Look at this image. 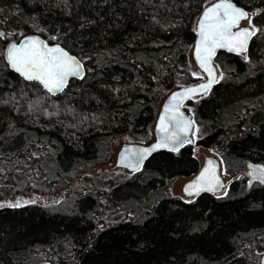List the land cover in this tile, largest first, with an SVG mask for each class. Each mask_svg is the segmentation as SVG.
<instances>
[{
  "label": "trees",
  "instance_id": "1",
  "mask_svg": "<svg viewBox=\"0 0 264 264\" xmlns=\"http://www.w3.org/2000/svg\"><path fill=\"white\" fill-rule=\"evenodd\" d=\"M211 1L0 0V264H261L264 183L235 180L225 195L189 201L170 187L200 168L196 145L218 153L229 171L246 159L264 165V109L238 107L264 96V65L251 70L264 54V0H233L252 13L257 33L247 58L219 51L215 61L230 76L185 103L196 121L192 141L153 153L126 178L86 176L68 207L9 200L58 192L109 163L120 135L149 142L159 99L202 79L190 49ZM28 34L77 55L83 78L57 95L25 80L6 49ZM123 210L124 218L107 217Z\"/></svg>",
  "mask_w": 264,
  "mask_h": 264
},
{
  "label": "snow or ice",
  "instance_id": "2",
  "mask_svg": "<svg viewBox=\"0 0 264 264\" xmlns=\"http://www.w3.org/2000/svg\"><path fill=\"white\" fill-rule=\"evenodd\" d=\"M241 19H248V13L237 8L230 0H219L218 3L206 8L199 24V43L196 48L197 60L200 66L205 71L212 75V69L208 67L212 56L215 54L217 48H228L229 51L243 52L246 51L247 41L255 35V29L243 28L238 32H233L232 29L239 27ZM6 34L0 31V38H4ZM53 39H55L53 37ZM7 60L10 66L18 73H20L28 81H37L48 92L55 94L62 92L66 87L70 77L83 78V64L75 56L70 55L63 48L56 46H49L45 41L38 37L26 38V42L17 45L10 44L6 49ZM195 75V74H194ZM210 84L200 85V89L207 90ZM199 89H188L187 93L195 94ZM180 93L172 96V100H176ZM166 112L170 111L166 107ZM182 113L180 116L182 117ZM176 122V126L186 132L193 123L183 119H177L176 115L171 117ZM161 125H164V117L161 118ZM162 131L166 128L162 127ZM171 140H179L178 135L173 132L169 137ZM160 147H167V143L155 145L150 149L135 150L139 152L137 162L135 164H128L126 166L133 167L139 170V164L143 159ZM172 150H178L173 148ZM132 150L125 149V152ZM126 157H121L123 163ZM210 165L212 161L208 162ZM208 169L198 178L197 182L189 184L186 191L191 188H196L197 191L201 189L198 187L200 181L206 180V173ZM264 182V180H262ZM191 195L192 193L189 192Z\"/></svg>",
  "mask_w": 264,
  "mask_h": 264
},
{
  "label": "water",
  "instance_id": "3",
  "mask_svg": "<svg viewBox=\"0 0 264 264\" xmlns=\"http://www.w3.org/2000/svg\"><path fill=\"white\" fill-rule=\"evenodd\" d=\"M218 2H219V0H214L213 2L207 4L204 7V9L202 10V12L200 13V15H199V17L197 19V23H196V39H195V42H194L193 48H192L193 59H194L195 63L197 64V66L205 74L206 78L201 80V81H198V82L186 84L184 86H180V87H176V88L172 89L166 95V97L164 98L160 109L158 110L157 118H156L154 126H153L154 139L151 140L148 143H141V142H136V141H131V142L124 143L120 147L118 152H117L116 166L124 167V168L129 169L132 172H136L138 170H136L135 168L126 166V165H128L130 163L135 164L137 162L136 158L139 155V152H137L135 150L150 149V148H153L157 144L167 143V147L157 148L154 151H152L150 154H148L143 159L142 163L139 164V170H140L145 165L146 160L153 153L158 152L160 150H172L173 148L179 149L180 147H182L187 142H189V141H191L193 139L192 133H193V130H194V127H195V118L186 109H184L183 105L187 101H189L190 99H194V98L206 95L218 83L219 67H218V65H217V63L215 61V58L218 55L219 51L226 50L228 52L238 53V52H235V51H229L228 48H217L215 50V54L211 58V61L208 63V67L212 69V73H213L212 75H209V73L207 71H205L204 68H202L200 66V63L197 60L196 48H197V45H198L199 39H200V37H199V24H200L202 15H203L204 11L206 10V8H209V7H211L212 5H214V4L218 3ZM230 2L232 4H234L237 8H239V9L243 10L244 12L248 13V11L244 7H242L241 5L237 4L235 1L230 0ZM244 20L245 19H241L240 22H239V27L233 28L232 31L233 32H238V31H240V29H243V28H250V29L253 28L251 26L242 25V22ZM29 37H38L40 40L45 41L49 46L59 45V47L63 48L70 55L75 56L79 61H81V63L83 64V75L85 74L84 63L77 55L71 53L68 49H66L64 46H62V45H60L58 43L49 42L47 39H45L44 37H42L40 35L28 34V35L23 36L19 41H15V42H13L11 44L20 45V44L26 42V38H29ZM252 38H253V35L247 41L246 51L248 50V48L250 46ZM246 51L239 52V53H244ZM72 78H78V77H70L66 87L68 86V84H69V82H70V80ZM207 84L211 85L209 89H207V90L200 89V85H207ZM66 87L64 88V90L66 89ZM188 89H199V91L197 93H195V94H191V93H187ZM59 93H61V92H56L55 94L50 93V94L57 95ZM176 93H180L181 95L178 96L176 100H172V96L174 94H176ZM166 107L169 108L170 111L166 112L165 111ZM181 113L183 114L182 117L180 116ZM173 115H176L177 119H183V120H186V121H192L193 123L191 124V126L188 128V130L186 132L181 131L176 126V122L171 119V117ZM162 117H164V125L163 126L161 125V118ZM162 127L166 128V131H162ZM173 132H175L178 135L179 140H175L174 141V140L169 139V137L171 136V134ZM125 149H129V150H132V151L125 152ZM122 156L126 157L124 159L123 163L121 162V157ZM209 161H212L213 163L210 165L208 163ZM206 168L208 169V172L206 173V177L207 178L204 181H200L199 184H198V187L201 190L197 191L196 188H191V189H188L186 191L187 186L189 184H193L194 182H197L198 178L201 176L202 173H204V170ZM221 169H222V162H221V159L218 156H215V155L206 156L203 164L200 166L198 171L196 173H194L193 175L189 176V179L184 183V185H183V193L186 196H189V197H192V196L197 197L198 195H200L203 192H210V193H213V194H217L218 192H221L222 190H224V188L226 186V181H225V179H224V177H223V175L221 173ZM263 173L264 172H263V170L261 168H257L256 166H254L252 164L249 166V176L251 178L258 177V176H260ZM189 192H191L192 194L190 195ZM38 264H53V263L51 261H42V262H40ZM261 264H264V253L262 254V257H261Z\"/></svg>",
  "mask_w": 264,
  "mask_h": 264
},
{
  "label": "rangeland",
  "instance_id": "4",
  "mask_svg": "<svg viewBox=\"0 0 264 264\" xmlns=\"http://www.w3.org/2000/svg\"><path fill=\"white\" fill-rule=\"evenodd\" d=\"M212 1H214V0H212ZM211 2H209V3H211ZM242 25L253 27L256 30L255 34L257 33L256 25H254L252 22V13L251 12H249L248 19H245L242 22ZM192 48H193V45L191 46V49H190L191 63L197 67V64H195V61H194L193 56H192ZM242 55L244 58H247V52H244ZM262 56H263L262 60H260L259 63L257 61H254L253 63H251V70L252 71L257 69L260 66L259 64L264 65V54ZM219 72H220V70H219ZM201 73H202V79L201 80H203L206 78V76L202 71H201ZM227 76H230V75L225 74V73L223 74L220 72L219 73V80L224 79ZM167 94L168 93L164 94L159 99V101L157 103V109L158 110L160 109V107L163 103V100ZM257 102H259V101H256V103ZM259 106L263 107V109H264V100L260 101ZM183 107H184V109L189 111V113L192 115V113L189 109V106L187 104H184ZM194 135L195 134L193 132V137H194ZM153 139H154V133H153V127H152L151 140H153ZM131 141L132 140L129 137H127L126 135L118 136L115 140L114 152L112 155V159L109 163H97L90 168L82 170L81 172L78 173V175L74 179H72L71 181H68L67 185L58 192H51V193H40V192H33V191H22L19 193L14 192L12 195H10L9 200L10 201H17V200L30 201V202H36V203H39V204H42L45 206L46 205L47 206H58L62 202L61 205H63L64 207H68L70 202H71L72 196L81 191L82 186L85 183L86 176L96 177V176L102 175L105 172H108L110 175H113L119 179H122V178H126V177H129L130 175H132L133 172L130 171L129 169L116 166V156H117L118 150L120 149V147L124 143L131 142ZM195 155L198 157V159L200 161V165L203 164L206 156H209V155H215L221 159V162H222L221 173H222L227 185H226L224 190H222L221 192H218L216 195L221 196V195L227 194L229 191L231 183L235 180H243L245 183H247V178L249 176V173H248V169L246 167V164L244 165L243 169H241L239 171L226 170L225 166L223 165V158L218 153H216L214 150H212L211 148L203 147L201 145L195 146ZM5 176H7V175H5ZM33 177H34V175H30L29 179L33 178ZM19 179H20V181H25V182L27 180V179H24V177H22V175L20 176ZM188 179H189V176L177 177L170 187L171 193L175 196L181 197L184 200L189 201V200L195 199L196 198L195 196L189 197L183 193V185ZM260 182H262V181H260ZM262 183H264V182H262ZM156 195H157L156 193L149 195L147 198H145V202H152L154 200V198L156 197ZM6 196H9V195H6ZM129 207L131 209H136L135 203L133 201H129ZM126 212H127L126 210H123L122 212H119V213H116L113 215H109L107 217H110L109 219H111V220L124 218L126 216ZM263 252L264 251H261V254ZM260 259H261V257H260ZM33 264H37V263H33Z\"/></svg>",
  "mask_w": 264,
  "mask_h": 264
},
{
  "label": "flooded vegetation",
  "instance_id": "5",
  "mask_svg": "<svg viewBox=\"0 0 264 264\" xmlns=\"http://www.w3.org/2000/svg\"><path fill=\"white\" fill-rule=\"evenodd\" d=\"M261 100H264V97H262V98H260L258 100L252 99V100L247 101V102L244 101V100L239 101L238 102V107L241 108L240 109V113L247 111L248 110V108H247L248 105H250V106H258L259 108L263 109V107L259 106ZM256 101H259V102L256 103ZM227 110H228V112L230 111L229 108ZM245 164H246V167H247L248 171H249V166L252 164V165L256 166L257 168H261L263 170V172H264V165L259 163V162H257V161H253L251 159H246L245 162H244V165ZM244 165H243V167H244ZM243 167L240 168V169L237 168L236 170H233V171H239V170L243 169ZM262 180H264V173L261 174L258 177H254V178H251L250 176H248L247 184H248V186H251V185H253V184L257 183V182H260Z\"/></svg>",
  "mask_w": 264,
  "mask_h": 264
},
{
  "label": "bare ground",
  "instance_id": "6",
  "mask_svg": "<svg viewBox=\"0 0 264 264\" xmlns=\"http://www.w3.org/2000/svg\"><path fill=\"white\" fill-rule=\"evenodd\" d=\"M260 93V92H259ZM263 94V93H262ZM259 96H260V94H259ZM264 97V96H263ZM258 124V123H257ZM248 126V125H247ZM246 127V126H245ZM258 128V127H257ZM255 131H257V130H255Z\"/></svg>",
  "mask_w": 264,
  "mask_h": 264
}]
</instances>
